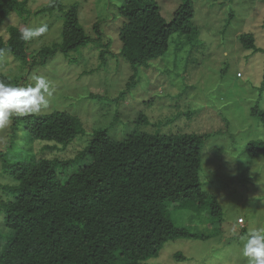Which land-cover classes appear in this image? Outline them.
Segmentation results:
<instances>
[{"label": "rangeland", "instance_id": "rangeland-1", "mask_svg": "<svg viewBox=\"0 0 264 264\" xmlns=\"http://www.w3.org/2000/svg\"><path fill=\"white\" fill-rule=\"evenodd\" d=\"M52 1L28 0L29 16L12 12L1 33L7 38L12 26L46 24L47 32L28 42L29 59L40 60L42 48L61 43L65 12L76 5L91 40L69 52L59 50L34 66L5 52L0 59V76L5 79L0 81L27 86L33 83L30 77L44 76L52 95L41 113L69 111L82 119L83 131L68 146H54L55 141L32 138L19 117H13L8 127L0 129L5 163L34 155L67 160L80 153L99 128H109L116 139L135 131L209 134L202 149L200 176L203 187L220 203L222 215H213L210 207L197 213L173 208L171 217L178 225L206 236L168 240L146 263L246 264L240 237L249 227L264 226V153L251 156L248 151L249 142H264V123L251 114L257 102L264 108V0H192L200 31L198 45L191 48L183 36L173 35L165 55L149 68L137 69L136 86L119 100L134 73L121 55V0H60L61 8L37 13ZM158 2L171 19L181 0ZM243 33L253 36L256 48L244 47L239 39ZM107 48L110 51L102 57ZM91 93L104 97H91ZM139 116L145 119L143 123L137 122ZM47 145L54 147L44 148ZM90 160L87 154L68 164L59 163L60 179L66 181ZM2 163L0 184L15 183ZM0 194H4L2 188ZM1 232L6 233L3 225Z\"/></svg>", "mask_w": 264, "mask_h": 264}, {"label": "trees", "instance_id": "trees-1", "mask_svg": "<svg viewBox=\"0 0 264 264\" xmlns=\"http://www.w3.org/2000/svg\"><path fill=\"white\" fill-rule=\"evenodd\" d=\"M27 4L28 0H0V59L9 52L34 66L59 50L69 52L91 40L76 5H72L65 12L61 43L42 48L40 60L33 56L31 61L29 43L20 38L26 23L12 26L7 38L1 33L12 12L29 16ZM56 7H62L60 0L37 13ZM118 10L124 17L119 30L121 55L134 70L119 100L136 86L137 69L149 68L165 55L173 35L183 36L194 48L200 31L192 0H181L171 19L163 14L158 0H121ZM100 23L98 20L95 27ZM239 39L244 47L256 48L250 33ZM109 51L107 48L101 56ZM91 97L104 96L91 93ZM251 114L264 123L259 102ZM19 120L32 138L55 141L54 146H68L83 131L82 119L69 111L31 114ZM144 120L139 116L137 122ZM209 136L135 131L116 139L109 128H99L88 145L67 160L34 155L5 163V152L0 150V163L16 181L0 184L4 190L0 194V225L6 232L0 233V264H147L168 240L204 238L206 235L178 225L171 210L184 207L197 213L210 207L213 215H222L220 203L203 187L200 176L202 149ZM248 151L251 156L264 153V142H249ZM87 154L90 162L62 181L58 164Z\"/></svg>", "mask_w": 264, "mask_h": 264}, {"label": "clouds", "instance_id": "clouds-1", "mask_svg": "<svg viewBox=\"0 0 264 264\" xmlns=\"http://www.w3.org/2000/svg\"><path fill=\"white\" fill-rule=\"evenodd\" d=\"M48 30L46 24L25 27L20 30V38L30 42L43 36ZM33 83L17 86L0 81V129L8 127L13 117H23L41 113L47 108L50 82L42 75L30 77ZM241 254L246 264H264V226H252L240 237Z\"/></svg>", "mask_w": 264, "mask_h": 264}, {"label": "built area", "instance_id": "built-area-1", "mask_svg": "<svg viewBox=\"0 0 264 264\" xmlns=\"http://www.w3.org/2000/svg\"><path fill=\"white\" fill-rule=\"evenodd\" d=\"M238 75H241L240 72L238 73ZM239 222L244 224V219L243 218H239Z\"/></svg>", "mask_w": 264, "mask_h": 264}]
</instances>
